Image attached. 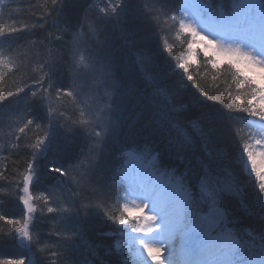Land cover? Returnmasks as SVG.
<instances>
[{
    "label": "trees",
    "instance_id": "trees-1",
    "mask_svg": "<svg viewBox=\"0 0 264 264\" xmlns=\"http://www.w3.org/2000/svg\"><path fill=\"white\" fill-rule=\"evenodd\" d=\"M103 1L57 0L53 7L50 0H3L0 5V51L4 64H10H0L4 95L0 100V216L5 218L0 220V261L87 264L94 258L112 264L119 260L112 231L120 226L103 215V208L115 209L113 167L133 139L159 153L161 166L186 167L187 162L181 164L177 158L180 152L189 158L210 154L240 183L239 194L226 197L233 223L256 228L264 219L254 175H246L239 161L241 137H248L234 116L247 113L233 110L230 116H222L221 110L227 109L201 96L186 74L182 77L183 70L175 67L183 37H177L172 21L164 22L165 13L185 0H127L130 7L120 23L103 16L100 8L107 5ZM144 4L159 14V22L144 15ZM89 25L97 29L95 35L89 34ZM77 32L83 34L91 58L87 69L77 63ZM140 56L146 60L143 66L138 63ZM201 57L189 60L194 79L210 94L226 95V82L231 83L227 63L219 65L213 81L216 70L206 68ZM68 91L71 97L64 95ZM239 103L243 106V97ZM205 116L214 118L207 138L197 130L208 132L206 122L202 123ZM82 119L89 123H80ZM27 120L32 124L22 133L19 128ZM173 124L188 131L193 142L182 146ZM93 128L97 132L107 128V135L96 137ZM50 133H55V139L46 151L29 147ZM53 160L66 174L51 171ZM30 167L35 170L30 192L36 209L29 224L31 244L22 242L16 231L27 216L21 197ZM48 207L58 211L50 213Z\"/></svg>",
    "mask_w": 264,
    "mask_h": 264
},
{
    "label": "snow or ice",
    "instance_id": "snow-or-ice-1",
    "mask_svg": "<svg viewBox=\"0 0 264 264\" xmlns=\"http://www.w3.org/2000/svg\"><path fill=\"white\" fill-rule=\"evenodd\" d=\"M50 2L53 7L57 4V0ZM41 7L47 11V6ZM129 7L127 0H108L100 12L109 22L120 23ZM143 8L145 16L159 22V14L152 6L144 4ZM165 15L167 20L164 22L172 21L177 37H183V50L177 56L175 65L183 70L182 77L186 74L187 80L192 81L206 100L223 105L227 111L222 109V116L228 117L235 110L264 122V0H230L229 4L223 0L219 3L215 0H204L203 3L201 0H185L183 4H174ZM88 27L89 34L95 35L97 29L92 25ZM2 34L3 29L0 28ZM74 42L78 65L89 68L91 58L86 54L81 32L75 34ZM164 43L167 51L172 53L173 47L167 39ZM195 45L202 50L203 65L216 70L211 76L213 81L217 80L219 65L227 62L226 73L230 75L231 83L226 82V95L210 94L194 79L193 72L189 70V60L200 55L194 50ZM3 56V51H0V64H4ZM138 63L145 65V58L140 56ZM4 66L10 67V64ZM145 76L152 79L148 73ZM18 91H23V88ZM64 95L71 97L72 92ZM241 97L244 98L243 106L239 103ZM3 99L0 89V100ZM107 107L111 109L112 105ZM213 119L212 116L204 117L202 123L206 122L208 132L198 128L201 137L211 136ZM80 123L88 124L89 120L82 119ZM31 124L32 121L27 120L19 131L23 133ZM171 126L176 129L182 146L193 142L184 128L176 124ZM92 132L94 136L102 137L107 135V128L101 132L93 128ZM54 139L55 133H50L29 147L46 151ZM251 140L253 142L241 137L239 161L247 169L246 175L252 177L254 174L253 184L260 194V213L264 215V150H260L264 149V125H261L259 138L253 136ZM125 147L127 150H121V159L113 167V184L118 194L115 209L109 212L102 205H97L103 208V215L121 226L114 229L112 235L125 237L127 251L132 254L125 257L122 244L118 242L115 249L120 259L112 264H264V219L258 227L246 230L245 239L230 217L226 197L240 192V183L230 169L222 167L210 154H193L189 158L183 152L178 153L177 158L181 164L187 162L186 167L178 168L174 164L161 166L159 153L154 155L147 143L140 145L133 139ZM124 157L128 158L127 162ZM51 164L52 172L66 174L55 160ZM34 172L30 167L24 176L25 196L21 199L27 216L16 229L21 241L27 240L29 244L33 241L29 224L36 210L31 203L34 198L29 192ZM47 211L52 213L58 209L48 207ZM136 212L139 215H134ZM4 219L0 216V220ZM6 222L17 224L16 221ZM35 243H39L38 237ZM23 255L21 253V257ZM0 264H25V261L17 258L0 261Z\"/></svg>",
    "mask_w": 264,
    "mask_h": 264
},
{
    "label": "bare ground",
    "instance_id": "bare-ground-1",
    "mask_svg": "<svg viewBox=\"0 0 264 264\" xmlns=\"http://www.w3.org/2000/svg\"><path fill=\"white\" fill-rule=\"evenodd\" d=\"M234 120L237 121V123L241 126H243V124L239 121V116H234ZM248 133L251 135L253 133V128L250 125H245Z\"/></svg>",
    "mask_w": 264,
    "mask_h": 264
},
{
    "label": "rangeland",
    "instance_id": "rangeland-1",
    "mask_svg": "<svg viewBox=\"0 0 264 264\" xmlns=\"http://www.w3.org/2000/svg\"><path fill=\"white\" fill-rule=\"evenodd\" d=\"M102 1H103V0H102ZM104 1H106V0H104ZM104 1H103V2H104ZM107 1H108V0H107ZM107 3H108V2H107ZM197 46H199V45H195V46H194V50L197 48ZM190 61H192V58L190 59ZM222 63H224V62H222ZM222 63H221V64H222ZM260 150H264V149H260ZM258 159H260V158L258 157ZM145 212H147L146 209H145ZM134 215H139V213L136 212V213H134ZM126 248H128V244H127V242H126ZM127 253H128V255L131 257L132 254L129 253L128 251H127Z\"/></svg>",
    "mask_w": 264,
    "mask_h": 264
},
{
    "label": "water",
    "instance_id": "water-1",
    "mask_svg": "<svg viewBox=\"0 0 264 264\" xmlns=\"http://www.w3.org/2000/svg\"><path fill=\"white\" fill-rule=\"evenodd\" d=\"M29 188H30V186H29Z\"/></svg>",
    "mask_w": 264,
    "mask_h": 264
}]
</instances>
